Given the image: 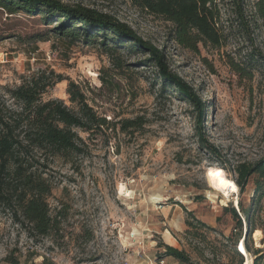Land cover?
<instances>
[{
    "label": "rangeland",
    "instance_id": "374dc122",
    "mask_svg": "<svg viewBox=\"0 0 264 264\" xmlns=\"http://www.w3.org/2000/svg\"><path fill=\"white\" fill-rule=\"evenodd\" d=\"M62 1L113 14L163 48L170 68L206 102L203 138L222 159L201 145L194 107L176 93L161 94L156 67L137 63L145 54L122 50L119 68L101 39L72 42L58 35L57 23L0 8V93L20 85L24 76L53 70L64 80L44 100L62 99L74 108L67 92L73 81L98 114L115 122L138 117L143 122L139 129L118 128L110 135L89 137L77 129L85 152L72 162L50 158L45 173L51 211L61 212L54 216V229L34 235L11 211L0 209V264H186L168 256L165 245L184 251L191 264H239L233 243L240 228L230 208L239 212L240 202L250 206L259 176L227 198L210 186L208 174L222 169L236 183L237 174L224 165L264 157V60L237 31L221 48L200 45L192 51L168 38L169 23L130 0ZM255 46L264 54V36ZM259 180L262 193L264 177ZM251 226L249 245L262 251L259 264H264V196ZM257 229L263 233L260 247ZM246 230L250 225L243 220L241 232Z\"/></svg>",
    "mask_w": 264,
    "mask_h": 264
},
{
    "label": "trees",
    "instance_id": "16d2710c",
    "mask_svg": "<svg viewBox=\"0 0 264 264\" xmlns=\"http://www.w3.org/2000/svg\"><path fill=\"white\" fill-rule=\"evenodd\" d=\"M130 1L140 11L169 23L168 38L186 49L199 51L200 45L221 48L228 43L230 34L237 31L253 45L255 56L264 60V54L255 46L258 37L264 36V0ZM0 8L8 15H40L47 24L57 23L54 29L58 35L69 37L72 42L82 40L87 44H97L101 39L105 51L119 68L123 67L122 50L145 54L144 59L137 63L156 67L161 94L176 93L194 107L195 129L201 145L222 159L221 154L203 138L206 102L170 68L164 49L143 38L127 22L113 14L62 0H0ZM41 38L31 36V40ZM63 80L61 74L43 69L24 76L20 85L4 87L0 93V209L11 211L15 222L27 224L34 235H48L57 222L54 216H61V212L52 213L47 201L52 186L45 173L50 158L59 157L72 162L73 156L85 152L86 143L77 129L90 137L110 135L118 128L122 132H130L143 126L139 117L115 122L98 114L80 85L73 81L69 82L67 92L75 104L74 108L62 99L44 100L43 95ZM223 167L227 172L237 174L235 181L241 192L245 191L254 175L264 177V157L253 163L226 164ZM259 178L250 206L240 202L239 212L234 207L230 208L240 228L233 243L235 254L240 257L239 264L245 262L238 249L241 240H244L249 253L255 252L254 264H259L263 255L261 250H252L249 245L254 207L264 196V192L260 193L263 186ZM243 220L250 225V230L245 233L241 232ZM164 247L168 256L191 264L184 251L171 245Z\"/></svg>",
    "mask_w": 264,
    "mask_h": 264
},
{
    "label": "bare ground",
    "instance_id": "6f19581e",
    "mask_svg": "<svg viewBox=\"0 0 264 264\" xmlns=\"http://www.w3.org/2000/svg\"><path fill=\"white\" fill-rule=\"evenodd\" d=\"M208 180L210 186L214 190L221 192L227 198H229L232 193H238V185L233 180H231L222 169H212L208 174ZM262 235L263 233L260 229H257L254 233V238L256 239L255 241H257L258 247L261 246L259 240L261 239ZM241 250H243L247 256L244 264H253L252 258H250L249 252L245 249V244L243 243L241 244Z\"/></svg>",
    "mask_w": 264,
    "mask_h": 264
},
{
    "label": "built area",
    "instance_id": "2783aa9c",
    "mask_svg": "<svg viewBox=\"0 0 264 264\" xmlns=\"http://www.w3.org/2000/svg\"><path fill=\"white\" fill-rule=\"evenodd\" d=\"M5 61H7L8 60V58H7V55L5 54V56H4V58H3ZM260 240H262V238L260 239ZM244 244V240H241L240 241V243H239V245H238V249L241 251V253L243 254V256L247 259V256H246V253L245 252H243V250H241V244ZM245 249H246V247H245ZM250 254V253H249Z\"/></svg>",
    "mask_w": 264,
    "mask_h": 264
},
{
    "label": "water",
    "instance_id": "95a60500",
    "mask_svg": "<svg viewBox=\"0 0 264 264\" xmlns=\"http://www.w3.org/2000/svg\"><path fill=\"white\" fill-rule=\"evenodd\" d=\"M245 236H247V234Z\"/></svg>",
    "mask_w": 264,
    "mask_h": 264
}]
</instances>
